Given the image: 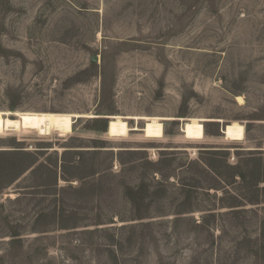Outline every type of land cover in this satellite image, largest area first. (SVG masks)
<instances>
[{
  "label": "rangeland",
  "instance_id": "374dc122",
  "mask_svg": "<svg viewBox=\"0 0 264 264\" xmlns=\"http://www.w3.org/2000/svg\"><path fill=\"white\" fill-rule=\"evenodd\" d=\"M0 264H264V0H0Z\"/></svg>",
  "mask_w": 264,
  "mask_h": 264
},
{
  "label": "bare ground",
  "instance_id": "6f19581e",
  "mask_svg": "<svg viewBox=\"0 0 264 264\" xmlns=\"http://www.w3.org/2000/svg\"><path fill=\"white\" fill-rule=\"evenodd\" d=\"M236 99L240 103L243 102L242 96H237ZM34 122H35V118L32 115L28 114V115L24 116V126H25V128H32L33 125H34Z\"/></svg>",
  "mask_w": 264,
  "mask_h": 264
},
{
  "label": "water",
  "instance_id": "95a60500",
  "mask_svg": "<svg viewBox=\"0 0 264 264\" xmlns=\"http://www.w3.org/2000/svg\"><path fill=\"white\" fill-rule=\"evenodd\" d=\"M92 61H93V62H96V61H97V56H96V55H94V56L92 57ZM75 120H77V119H75ZM221 130H222V128H221Z\"/></svg>",
  "mask_w": 264,
  "mask_h": 264
}]
</instances>
